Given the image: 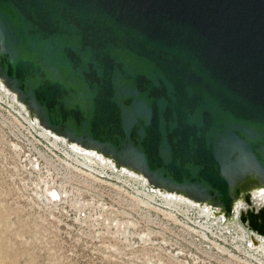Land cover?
Listing matches in <instances>:
<instances>
[{
  "label": "water",
  "instance_id": "water-1",
  "mask_svg": "<svg viewBox=\"0 0 264 264\" xmlns=\"http://www.w3.org/2000/svg\"><path fill=\"white\" fill-rule=\"evenodd\" d=\"M0 48L49 127L129 147L224 211L227 158L264 173V0H0ZM261 207L239 220L264 237Z\"/></svg>",
  "mask_w": 264,
  "mask_h": 264
},
{
  "label": "rangeland",
  "instance_id": "rangeland-1",
  "mask_svg": "<svg viewBox=\"0 0 264 264\" xmlns=\"http://www.w3.org/2000/svg\"><path fill=\"white\" fill-rule=\"evenodd\" d=\"M13 97L0 88V264H264L246 206L166 198L41 134Z\"/></svg>",
  "mask_w": 264,
  "mask_h": 264
},
{
  "label": "bare ground",
  "instance_id": "bare-ground-1",
  "mask_svg": "<svg viewBox=\"0 0 264 264\" xmlns=\"http://www.w3.org/2000/svg\"><path fill=\"white\" fill-rule=\"evenodd\" d=\"M2 52L0 48V53ZM0 88L4 89L7 93L12 94L14 99L18 100L20 107L25 111L27 108L34 111L35 117L32 121L40 129L41 134L51 136L55 141H60L69 146L71 150L82 154L85 157L96 159L100 164L105 165L112 170H119L127 172L130 176H138L151 185L152 188L165 192L166 198L181 196V199L188 204L201 205L204 210L205 206L218 208L217 217L224 215L225 219H230L231 213L224 211L222 206L217 202L216 196L212 194L207 196L204 190H199L197 187H179L171 183L165 182L158 178L156 175L149 174L145 170L138 155H136L129 147L119 149L117 151L108 150L105 146H100L90 142L87 138H76L67 133L64 126L59 128H51L44 120L43 113L39 108L28 101V99L20 94L14 87L13 83L4 78L0 72ZM31 113V114H32ZM32 123V122H31ZM228 160V158H227ZM225 161L223 166V175L229 184V194L232 204L251 206L255 208L256 204L261 205L264 210V173L259 170L250 159L235 154L229 161ZM238 188V192H236ZM166 205H172L166 201ZM175 205V204H174ZM209 213V212H208ZM216 213H214L216 215ZM245 214L242 219H244ZM258 222L260 223L261 215L259 213ZM262 221V220H261ZM258 238V237H257ZM248 242L255 245L253 236L248 237ZM259 244L261 243L258 240Z\"/></svg>",
  "mask_w": 264,
  "mask_h": 264
}]
</instances>
